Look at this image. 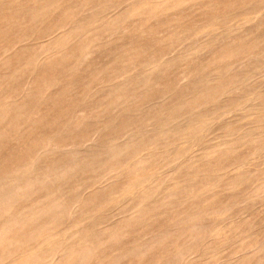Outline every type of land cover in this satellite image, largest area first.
<instances>
[{"label": "rangeland", "instance_id": "rangeland-1", "mask_svg": "<svg viewBox=\"0 0 264 264\" xmlns=\"http://www.w3.org/2000/svg\"><path fill=\"white\" fill-rule=\"evenodd\" d=\"M0 264H264V0H0Z\"/></svg>", "mask_w": 264, "mask_h": 264}]
</instances>
